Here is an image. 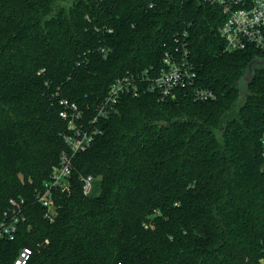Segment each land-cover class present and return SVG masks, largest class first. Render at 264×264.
I'll list each match as a JSON object with an SVG mask.
<instances>
[{
	"label": "trees",
	"instance_id": "obj_1",
	"mask_svg": "<svg viewBox=\"0 0 264 264\" xmlns=\"http://www.w3.org/2000/svg\"><path fill=\"white\" fill-rule=\"evenodd\" d=\"M224 21L204 0H0V218L28 204L0 264L23 247L29 264H263L264 64L249 66L264 50H226ZM181 45L215 97L124 95L46 221L33 201L65 148L60 100L94 116L117 79Z\"/></svg>",
	"mask_w": 264,
	"mask_h": 264
},
{
	"label": "built area",
	"instance_id": "obj_2",
	"mask_svg": "<svg viewBox=\"0 0 264 264\" xmlns=\"http://www.w3.org/2000/svg\"><path fill=\"white\" fill-rule=\"evenodd\" d=\"M221 9L225 21L220 34L226 43V50L241 52L249 49L264 50V0H204ZM153 68L143 73L127 74L117 79L109 88L106 97L99 103L94 116H86L77 104L66 99L60 100V117L66 122L63 133L65 148L59 161L51 169L49 180L34 194V201L44 210V219L56 223L60 205L57 196L69 194L72 190L74 161L79 153L86 152L97 135L102 133L99 121L116 110V105L124 95L137 96L143 91H157L162 98L175 97L176 92L191 89L197 100H209L215 97L212 90L196 87V68L190 59L185 45L169 48L165 51L162 63L157 70ZM83 192L91 196L95 189L92 176L81 178ZM28 204L24 197L12 198L9 207L0 218V240L15 241L22 224L28 217ZM49 240L38 244L42 248ZM34 249L23 247L13 264H29Z\"/></svg>",
	"mask_w": 264,
	"mask_h": 264
},
{
	"label": "water",
	"instance_id": "obj_3",
	"mask_svg": "<svg viewBox=\"0 0 264 264\" xmlns=\"http://www.w3.org/2000/svg\"><path fill=\"white\" fill-rule=\"evenodd\" d=\"M262 64H264V61H254V62H252L250 64V66H249V73H250V75L252 74L254 65H262Z\"/></svg>",
	"mask_w": 264,
	"mask_h": 264
},
{
	"label": "rangeland",
	"instance_id": "obj_4",
	"mask_svg": "<svg viewBox=\"0 0 264 264\" xmlns=\"http://www.w3.org/2000/svg\"><path fill=\"white\" fill-rule=\"evenodd\" d=\"M255 66V65H254ZM263 264H264V262H263Z\"/></svg>",
	"mask_w": 264,
	"mask_h": 264
}]
</instances>
